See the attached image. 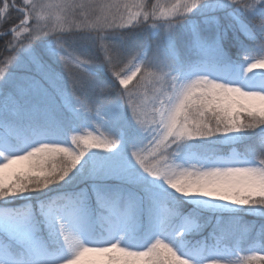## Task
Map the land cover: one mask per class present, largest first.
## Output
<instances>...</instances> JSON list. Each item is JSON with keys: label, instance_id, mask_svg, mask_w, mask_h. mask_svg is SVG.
Here are the masks:
<instances>
[{"label": "snow or ice", "instance_id": "1", "mask_svg": "<svg viewBox=\"0 0 264 264\" xmlns=\"http://www.w3.org/2000/svg\"><path fill=\"white\" fill-rule=\"evenodd\" d=\"M0 264H264V0H0Z\"/></svg>", "mask_w": 264, "mask_h": 264}]
</instances>
